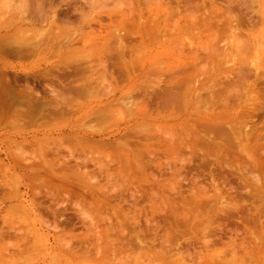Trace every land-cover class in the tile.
<instances>
[{"label":"rangeland","instance_id":"obj_1","mask_svg":"<svg viewBox=\"0 0 264 264\" xmlns=\"http://www.w3.org/2000/svg\"><path fill=\"white\" fill-rule=\"evenodd\" d=\"M12 1H13V3H12ZM35 1H37L38 3L36 4ZM35 1L34 0H26V2H25V0H15V1L14 0H0V28H2V30L0 29L1 30L0 32L3 35H5V34L9 35L10 38L14 41L13 42L10 39L11 42H13L12 44L14 46H17L18 44L22 43L21 47H19L20 45H18V48L21 49V53H22V54L20 53V55H18L19 57L18 56L17 57H11V56L4 55L3 53H1L2 50H0V66H2L3 70H8V71L17 70V71L32 72V73L38 74V73L45 71V70L46 71L53 70L56 67L60 68L63 66L65 68L66 67L68 68V65H69V67L70 66L76 67L77 65H82V64L84 66H86V64H89V65L92 64V66L100 65V63L102 61H104L103 55H101L102 47H103L101 43H98L97 45L91 44V46H89L90 43H88V44L84 43V46H83V45H80V43H83V42H79L77 45H74V47H73V45H71V44H66L67 42L64 43V41H67V40H64L65 38H63V37L67 36L66 38L69 39V36H71V37H72V35L75 36L74 35L75 33L77 36V33L81 34V33H87V32H93L96 35H100L101 37L109 36L107 34L111 33L110 30H109V32L104 31V30L101 31V28L99 27L97 22L91 23V26H92L91 27V26H89L88 21L96 20L100 15L105 16L106 14H117L118 11H120L123 8H126V6L129 5V4H127L128 3L127 0H118V2H116L117 0H100L101 2L99 0H91V1L90 0L89 1L88 0H79V1L78 0H60V1L59 0H48V1L47 0H35ZM42 1H43V3L45 2L44 8L42 7L43 6ZM50 1H51V5L49 3ZM54 1H55V3H54ZM80 1H82L83 4ZM98 1H99V3H97ZM133 1L135 2V3L134 2L133 3L136 4L137 0H133ZM224 1L225 0H213L212 2H214L216 4L219 3L220 7H222L223 10H225L226 7L221 5V4H225ZM231 1H235V3H237V4L238 3L240 4L244 1L243 5H242L243 11L247 12V8H248L250 10V13L249 12H247V13H249L250 16L255 15L257 20H258V24H257L258 26L252 30L253 35L255 36V38H261L264 35V23H263L264 22V0H243V1L242 0H231ZM34 2L37 6L39 4H41L42 6L41 5H39V6H41L43 8V10H42V8H41V10H39V7L36 9L34 7V6H36V5H34ZM47 3H49V4H47ZM150 3H153L152 9H156L157 0L150 1ZM197 3H199V5H198L199 9L203 10L202 0H197ZM85 4H86V6H85ZM246 4H247V6H246ZM77 5H79V6H77ZM102 5H103V7H102ZM31 6L34 7L35 9L32 8ZM51 6L53 8H51ZM75 6L79 7L78 11H75ZM206 6L210 11L212 10V8H210L211 7L210 3H207ZM46 7H47V10L45 9ZM48 7H50V8H48ZM30 9L31 10L34 9V11H31ZM73 9L75 12L73 11ZM213 9H214V12H217L218 8L213 7ZM36 10H38V11H36ZM63 10H65V12H63ZM241 10L239 12L237 10L234 13L244 14V12L242 13ZM47 11L49 13H47ZM27 12H30V14ZM32 12H34V14ZM144 12H147V10L144 9ZM38 13H40L43 17L41 16L42 17L41 18ZM65 13L66 14L68 13V15L69 14L71 15L72 19L70 21L67 17L68 15H66L64 17ZM20 15H22V16L20 17ZM221 15H219V16H221ZM28 16L32 17V19H29ZM37 16L39 18H38V20H36L37 23H35V22H33V19L35 21V19H37ZM80 17H81V20H80ZM23 19L29 20V23H27L28 21L23 22ZM40 19H44V20L42 21ZM259 19H260V23H259ZM39 22H41V23H39ZM104 22H105V24L109 23L108 20H105ZM13 23L15 25H12ZM50 23L52 25L53 24L54 25L52 26ZM55 24H56V26H55ZM49 25H51V28ZM7 26H9V27H7ZM53 28L57 31L59 30L60 32H57V31L55 32V30H53ZM26 29H29V30H26ZM35 29H36V31H35ZM51 30L53 33H51L50 37L54 36L53 34H57V35H55V39H57V40L55 41V43L54 42H47L50 44L49 45V44H46L45 42H43L41 40H44V37H46L45 35H47L49 37V33H50L49 31H51ZM44 31H46L47 33ZM36 32L39 34H37ZM30 33H31V35H30ZM227 33H229V31ZM25 34H26V36H25ZM70 34H72V35H70ZM37 35H40V37ZM226 35L225 36L227 38L224 36L219 43V46H221V48H224L225 45L228 48V46H227V45H229L228 43H231L230 41L234 40V38L231 37L232 36L231 33L229 34V37H228V34H226ZM30 36L32 37L30 39H32L31 41L33 43L28 38ZM12 37H14V38H12ZM15 37H16V40H15ZM33 37H35L37 39L35 40ZM247 37H248V34H247ZM224 38H226L227 40ZM231 38H233V39H231ZM241 38H242V35H241ZM8 39H9V37H8ZM244 39L246 40V35L244 36ZM244 39H243V41H245ZM187 40L189 41V43L193 42V40L189 37H186V39L184 38L185 43H188ZM222 40L224 42H222ZM29 41H30V43H29ZM37 41H38V43H37ZM61 42L64 44V47H65V48H63V51L61 49L63 47L62 46L63 44ZM39 43H41V44L39 45ZM58 43H61L62 45L58 44ZM180 43H181V41L179 43H173L172 45L168 44L167 47H162V41H161V43H156V44L150 46L149 48L146 49V51L141 48L142 51L140 50V52H142V56L144 54L143 58H142V56H139V57L136 56V54L134 57H136L137 61H139V60L141 61V62H138V63H140L139 67L144 66V68L143 69L138 68L140 70L136 69L137 71H135L134 76L137 80L136 84L138 85V86L135 85V88H138V87L140 88L144 83H146V85H148V86H155L159 82H161L162 79H164L163 76L164 75L166 76L165 68L166 69L173 68L171 66L176 67L175 63H177L176 61L178 60L176 50H177V47L179 46ZM194 43L198 44V46L199 45H208V42H204V41L201 43L199 41H196ZM34 44H36V47ZM43 44H44V46H43ZM65 44L68 46H65ZM32 45H34V46H32ZM58 45H60V48ZM222 45H223V47H222ZM25 46H26V48H25ZM42 46H43V48H42ZM70 46H72V48H70ZM185 46L186 45H184V47ZM1 47L3 48L4 46H0V48ZM39 47H41V49ZM54 48L55 49L57 48L58 50L61 49V51H56L57 49L54 50ZM111 48L113 51L114 48L113 47H111ZM182 48H183V46H182ZM23 49L26 50V53L28 54V56ZM28 49L31 51H29ZM44 50L45 51L47 50V51L45 52ZM253 50H254L253 54L250 51L251 55H253L252 56L253 58L250 57V58H252V60L247 59V58H244V59L249 60V62H250V60H251V62L254 60V62L259 63L260 66H262L261 71L264 72V68H263L264 64L262 65V63H264V53L261 52V49H259L260 51L258 49H253ZM23 52H24V54H23ZM33 52L35 54H33ZM30 53H31V56L29 55ZM136 53L138 54L139 51ZM250 53H249V55H246V56H251ZM184 55L188 56L187 52ZM86 57H88V58L86 59ZM227 57H228V55H227ZM254 57H256V58L254 59ZM231 58L232 59H230V57L227 58L228 60L230 59V61H226V62L223 61L226 63L225 65H222V61H221L219 63V65L216 66L213 73L211 71L212 77H213V75L221 74L222 76L218 75V77L220 76V78L221 77L223 78V76L227 75V73L229 74V72L232 71V69L230 70V68H237L240 66V64L237 62L238 61L237 58H235L237 61L235 59L233 60L232 56H231ZM95 59L98 61V63L96 62ZM101 59H102V61H101ZM224 59L226 60V58H224ZM247 60H245V61H247ZM78 61H80V62L83 61V62L80 63ZM94 61L96 63H94ZM229 62H231V63H229ZM233 62H235L236 64ZM78 63H80V64H78ZM227 63H228V66H227ZM89 65H88V67H89ZM230 65L233 67H231ZM225 66H226V68H225ZM223 69H227L229 72H227L225 70L227 72L226 73ZM219 70L220 71L222 70V72L224 71L223 74H222V72L218 73ZM215 71H216V74L214 73ZM62 74L63 73H61V75ZM49 78L50 77H47L45 79L46 83L44 81V83L41 86L38 85L33 90L32 96H36V95H37L36 97H43L44 96V97H47V98L49 97V99H54V100L59 98L58 100H60V103H61V106H59L60 109H62V111L64 110L65 112L68 111L69 115L68 116L67 115L61 116V119L59 118L60 120H57L58 118L57 119L52 118V117L50 118L49 116H47L48 112H45V114H46L45 116H47L48 118L44 117V116H40L39 112H35L33 110V108H31V105H29V104L27 105V103L25 104V102H24L25 98H23V97L21 98L22 95H19V97L21 98V99L19 98L20 103L18 102L16 105L12 106L13 108L9 112L4 109L5 106H1L0 108H2V107L3 108L0 109V143L1 144L3 142L4 143L2 145L0 144V154L2 156L3 161L7 162V159H8L7 154H9V153H7V151H8L7 149H9L8 148L9 145L7 146L6 142L12 141V140H17L18 142H24L26 140L27 141L31 140L32 142H34V144H36L35 147L31 145V147H33L32 149L30 146H29L30 149L29 148L27 149L28 152L31 151L29 153L27 152L28 155L30 154L29 156L27 155L25 157L24 154H26V153H24L22 155V157L23 158L25 157V158L23 159L21 157L23 160L20 162H22L21 164H25V162H28L29 160L31 162L32 159H34L33 157H35V155L37 156V154H35V152H36V149L38 148L37 147L38 144L44 143L46 140L51 141L55 138L57 140H60V139L63 140L65 138V135L69 134V133L65 134L64 132H67L70 130L80 131L81 133H86L88 135L94 134V135H96V137H95L96 141H98L99 139L102 140L101 137L108 138V137L112 136L111 137L112 139L110 141L105 142V143L109 144L108 149L111 148L109 150H106L107 153H104L105 150L103 153H100V154L98 153V151H94L95 153L94 152L93 153L96 156V158H100L101 161H103L104 163H108V165H109L108 169L110 170L111 173H114L117 175L127 176V177H124L126 179H122L119 177L116 180H113L114 184L112 182H110L113 184V185H111V184H109V182L106 179H104L105 176L103 177L99 173L97 175L99 177L96 176V178L87 179V181H85V187H88L87 189H90L92 187H96V189H101V187H102V189L106 192L105 194L111 193V192L108 193V189L111 188L112 186H115L114 188H118L119 186H120L119 188H125L126 187L127 191H126L125 196H124L125 198H120L119 196H117L116 194H118V192L111 193L110 196L104 195V194H102V195L98 194L99 195V196L97 195L98 199L95 202L98 206H100V209H102V210L104 209L103 212H102V210L95 211V208H92V206H90L91 201L88 200L86 202V206H85L86 208H88V209H86L87 215L85 214V216L92 215L91 218H89V220H88V218L86 220L85 216L83 219L81 217H78V216H80L79 213L76 212L75 210H72V208L70 209V207L68 208V205H70V203L66 202V204H65L64 203L65 199H64V201L63 200L61 201L62 203H60V205L62 204L61 206L63 208L59 204H56L57 207L60 206V208H58L60 213L56 212V211H58V210H56L57 207H56V209L53 208L55 210V212L53 211L52 207H55L56 205L54 203L51 204L52 201L51 202L50 201L48 202V200H46L44 202L41 201V203L43 202V204H44V205L40 204L41 206L40 205H34L33 193L28 188L26 182H25L26 185L23 183L24 185L21 186L22 187L21 188L22 194L17 199L13 198V200H11V199L6 200V198H8V197L5 198L3 196L5 198V201H6V203L4 204L5 201L2 200L3 197L1 198V196H0V198H1L0 200H2L1 204H0V216L4 217L6 220H11L12 218L18 220L19 221V222L17 221L19 224L18 228L20 227L19 228L20 230L22 228V231H26L25 234L23 233V236L21 234L22 232L21 233L18 232L19 236L16 235V237L12 238L13 240L11 238H9V239L6 238L8 241L6 239L0 241V248H1L0 249V264H264V224H263L264 223V214H262V213H264V188L259 190L258 199H260V201L255 204V206L258 207V211H259L258 213L260 216L259 217L260 223L258 221H257V223H259L261 225H259V224L256 225V227L259 226V229L255 227L250 232L249 231L244 232L243 228L241 227L242 225L239 226L238 225L239 223H238L237 225L239 226V228L241 227V229H242L241 231L239 229L238 232L240 234L241 233H244V234L240 235L238 232H235L236 230L234 232H232L233 234H231V231H229L230 237H228L229 236L228 228L229 227L231 228L232 224L234 223V220H233L234 218L231 220V222H229V219H226L227 217L225 218V216H227L225 211L223 213L222 211H218L217 209H215L214 208L215 203H213V201H209V200H207L208 204L209 205H210V203H213V204H211L209 206L210 208L208 209V212H205V214L202 212H198L196 210V201L194 198L191 197L193 194L190 193L192 190L191 189L192 184L189 183L188 181H190L191 178L194 179V177H196L200 174L201 175L207 174L209 172V168H210V170L214 169L215 172H216V170H217V172L222 171V170H224V171L227 170V172H228L230 168L227 165H221L220 163H218L216 157H211V158L209 157L207 159L206 155L200 151L196 152V154H194L193 158H192V155L190 154L189 151H184L183 154L177 155L178 157H176L175 154L174 155L168 154L165 151L164 142H163L165 139L163 127H165L167 124L164 123L163 120H164V118H166L169 115V112H166V111L163 112L161 109L159 112H156V110H155L154 112L150 113L149 116L147 115L146 122L149 125V130H151L150 135L154 136L153 141L152 140L151 141L155 145L156 148L154 147V149H151V151H150L151 155H150V153L148 154V152L145 149L140 150L141 149L140 146H139V148L138 147L134 148L133 146L132 147L130 146L131 147V148H129L130 151H135L136 149L140 150V152L138 153L140 155L137 156L136 153H134V154L131 153L130 157L127 158L128 160H127L126 164L124 162V164H123L124 167H123L122 165H120V161L118 159H120V158L122 159L123 156L125 155V153L123 155L121 153H123L124 151H122L120 149L118 151V149H117V146H119V144L122 145L123 142L117 141L114 146H112V142H114L115 140H117L119 138V136L117 137V134H118L117 129H123L126 126H129V125H132L133 123H136V121H139V123L145 121V120L138 118V115H139L138 113L140 111V110H138V107H137V106H139L138 104H137V106L135 104L134 107L132 104L131 105L127 104V103H129L128 102L129 101L128 96L134 94L133 99L137 98L140 94L139 93L140 91L134 93V91L130 89V86L127 83L120 84L121 85L120 88H119V85H118V87L117 86L114 87L112 85L108 86L109 84L107 85V83H104V84H99L101 86L95 85L92 88L88 87V88H85L86 90L83 89L84 90V91L82 90L83 95L81 96V95H79V94H81V92H79V94L76 92H75V94H72V93H74V91H70V90H69L70 92L67 91L68 89L63 88V86H62L63 83L61 84V86L59 85L60 83L57 84L58 82H57L56 78L53 79V77H51V80H49ZM80 81H78L77 83H80ZM260 88H261V90H263L261 92L262 94L259 93L261 100L259 99V100L254 101V99L252 98L253 101H251V102H256L254 104L255 105L258 104V105L251 106L254 108V109L252 108V110H251L250 106H247L250 108V109L248 108L249 109L248 113H250L251 111L253 112V110H255L253 112V113H255V115H252V119H254V120H253V122L251 121L252 119H250V121L249 120L245 121L246 120L245 119L244 121H245V123H249V122L251 123L252 122L253 123V124H251L252 127L253 126L256 127L255 124H257V128L258 129L260 128V129L258 130L256 128V130L259 133L262 130V132L260 133V135H262V136H260L258 134V132L256 131L257 134L255 136H257V137L260 136V138H258V141L256 142V144L253 141L248 143L247 140L244 141V131H243V134L241 135V142L243 144L244 149L238 147L236 150H234L235 153L228 158V161L234 162L233 163L234 166L232 168L234 170L242 169L241 170L242 172L243 171L254 172V168H255L254 164H258L260 167L264 168V139H263V136H264V128H263L264 127V100H262V98H264V84H262L260 86ZM52 90H54V91L51 92ZM58 90H61V91H58ZM34 92H36L37 94ZM55 92H57V95ZM66 92H68V94ZM52 93H54V95H52ZM106 93L107 94L109 93V95H107ZM70 94H72L73 97H74V95H76V97L78 95L79 98H81L82 100L79 99L78 97L77 98L79 99V101L81 100L82 103H81V101L79 102L76 97H74L75 99L73 97H69V98H67L69 100H66V101L63 100V98L66 99V97H68ZM137 94H138V96L136 97L135 95H137ZM103 95L104 96L106 95L108 98H111V99H116V101L113 102L112 104L106 106L105 105L106 102L101 103V100H100L101 98H103V100L107 98L106 96L104 97ZM126 95H128V96H126ZM246 95H248L246 97V99L247 98L249 99L250 94L246 93ZM255 95L256 94H254V96H253V94H251V96H253V97H256ZM59 96H61V98ZM251 96H250V98H251ZM123 99H124V102L121 101ZM66 102L70 103V105H67ZM64 103H65V105H64ZM73 103H75V104L77 103V106H75V104H73ZM136 103H138V101ZM193 107H195V108L198 107V108H196L197 110H195V111H199V110L202 111L205 106L204 107L203 106L202 107L201 106H193ZM242 107H243L242 111L244 112L245 111L244 108L246 109V106H242ZM96 109L98 111L103 110V112L106 116L104 120L96 121V120H98L96 117H94L96 119H93L92 117L86 118V113L88 111L96 110ZM181 112L179 114L177 113L176 119H174V121L170 122L171 125L178 124V122H180L179 121L180 118H181V120L182 119L184 120L185 110H183L182 113ZM256 114H257V116H256ZM80 115H82L81 118H80ZM253 116H256V117L253 118ZM52 119L57 120V121H54ZM255 119H257V120H255ZM242 121H243V119H242ZM44 123L46 124L45 126H44ZM50 123H52V124H50ZM245 123H244V125H245ZM250 123H249V125H250ZM261 124H262V127H261ZM11 125H13V126H11ZM243 128H242V130H243ZM178 130H179V132H178ZM248 130H249V128H248ZM180 132H181V129L178 127L177 133H180ZM109 134H111V135H109ZM51 135H53L52 138H51ZM61 136H63V137H61ZM59 137H61V138H59ZM69 137H71V136H69ZM96 138H98V139H96ZM156 138H159V139L162 138V139L157 141ZM33 139H37V140L33 141ZM72 145L69 144L68 149H69V147L72 146L76 149V151L73 149H69V152H71V150L75 151V152H73V154L76 157H81V159H82V160L81 159H78V160H81L82 163L85 161L84 159H86L88 162H90L92 160V158L90 156H88L89 155L88 150H87L88 153L84 152L83 151L84 148L82 146H80L78 143H77L78 146H76L75 143ZM66 151L67 150H64V152H62V151H60V152L63 155H65L66 157L70 156V153H69V155H67L68 152L66 153ZM152 154H154L153 157H152ZM184 154H185V156H184ZM79 155H81V156H79ZM156 155L157 156L159 155L160 157L159 156L157 157ZM235 156L237 157L238 160L242 161L244 163V165H242V166L238 165L240 163L236 161ZM28 157L30 159H28ZM151 158H154V160ZM68 159H71V157ZM190 159H193L194 161L192 160L193 161L192 162ZM73 160H76V159L75 158L71 159L70 160L71 162L69 161V164L72 165V163H74V165H72V166L77 165L76 161L74 162ZM122 160H121V162H123ZM182 160H183V162H182ZM81 161L79 163H81ZM150 161H152V163H149ZM190 161H191V163H190ZM207 161L210 163V165L213 166V168H211V166L208 165ZM88 162H87L88 165H86V167H83V168H85L86 171H89V173L90 172H95V174L98 173L97 172V170L99 169V168H97L98 166L93 165L94 163L92 161L90 163H88ZM159 162H160V165H158ZM113 163H114L113 166H116L117 163H119L118 167L122 166L124 169H122V168L118 169L117 166L113 167L112 166ZM149 164H151V165H149ZM220 166L224 169L220 168V170H219ZM246 166H247L248 170L247 169L245 170ZM111 167H113L114 169ZM207 167H209V168H207ZM260 167L256 168L257 170L255 169L256 172L259 174L258 177H261L263 174L262 171H260ZM206 168L208 169V171ZM113 170L116 172H114ZM191 170H193V172L194 171L195 172L191 173L192 172ZM196 170H198V173H196L197 172ZM205 170H206V172L203 173V171H205ZM80 171L84 172V170L83 171L80 170ZM19 173L23 174L24 172L20 171ZM65 173H67V171ZM153 174L154 175L156 174L158 176L155 175L156 176L155 177ZM7 175H8V179L10 181V178H11L10 174H4V175L2 174V176H7ZM188 176H190V177H188ZM184 177H186V179ZM207 177L208 176H206V178ZM72 179H74L75 183H73V184L70 183L69 185L76 186L77 185L76 178L72 177ZM187 179H188V181H186ZM88 180H91V181L94 180V182H93L94 184L89 183L91 181H88ZM97 180H99V182ZM102 180H103V182H102ZM120 180H123L121 182V184L119 183ZM86 182H88V184ZM205 182L207 183V181H205ZM234 183L237 184L235 181H234ZM203 184H200V185H203ZM98 185H100V186H98ZM109 185H111V186H109ZM159 185H161L162 187L165 185L167 187L165 192L163 189L160 190ZM204 185H206V184H204ZM248 187L252 191V188L250 187V185ZM172 188L176 189V193H175V190H173ZM131 191L136 192L135 193L136 196L133 195V198L138 197V194H140V192H141V196L139 195L140 198L138 197L139 199H135V200L132 199L130 197V195L132 194V193L130 194ZM182 191L185 192L186 194L189 193L190 195L187 194L189 198H186L187 195L184 196L183 194H185V193H182ZM162 192L165 193V196H168V197L170 196V198H172L171 196L175 197V196H177V194H179V195L177 196L178 198L177 197L172 198L173 201L172 202L170 201L171 204L165 205L164 202H162ZM210 192L211 193H209V194L213 193L212 191H210ZM248 192H249V190H248ZM143 193L147 194V197L146 196L144 197ZM112 194H113V196H112ZM180 194H181V196H180ZM249 194H250V192H249ZM127 196H128V198L126 199ZM159 196H161L160 200H159ZM246 196L248 197V195H246ZM182 197L185 200H183ZM105 199H107V200H105ZM177 200H178V202H177ZM158 201H160V202H158ZM45 202L47 204H45ZM134 202L136 203V205L139 206L138 208H140V209H138V210L140 212H142L141 217L140 216L137 217V221L140 224L136 221V225L133 222L131 223L128 219H124L121 217V215L122 216L124 215L123 212L124 213L126 212L125 209H127V212L125 214H128V213L131 214L132 213L133 207H131V206H133ZM121 203H122V205H121ZM157 203H158V205H157ZM239 203L242 207L251 206V201H248V200H241V201H239ZM36 204H37V202H36ZM222 204H224V203L222 202ZM1 205H3V206H1ZM84 205H85V202H84ZM88 205H89V207H87ZM27 206H30V209H31V207L36 208L35 215L33 213L30 216L26 215L28 213V211H30L29 209L26 208ZM151 206H153V207H151ZM160 206H162V209ZM175 206H178L177 211L179 212L180 216L177 218V221L174 224V218L169 214L171 213L172 207H175ZM9 207H12V208H9ZM41 207H43V208H41ZM64 208H66V209H64ZM123 208H124V210H123ZM129 208H131V209L129 210ZM206 208L207 207H205V209ZM43 209H46V210L41 214L40 211H43ZM60 209L62 210V212ZM14 210H15V212H13ZM252 210L254 211V209H252ZM46 211H48V214L50 213V216H48V218L46 217V215H48V214H46ZM75 212H76V214H75ZM89 212L91 214H88ZM54 213L56 214V216L54 215ZM104 213L107 216L103 215ZM115 213L117 215H119V213H120V217L122 220L121 223L124 225L122 230H125V233H123L122 230H120V228L118 227L119 222L121 220H118V216L115 217L116 216ZM221 213L225 214V216L222 215ZM253 213L255 215V211ZM102 215H103V217H102ZM108 215H109V217H108ZM261 216H262V219H261ZM7 217H8V219H7ZM57 217H58V219H57ZM110 217L112 218V221L109 220L111 222L108 221V218L111 219ZM36 219L38 222H36ZM53 219L54 220L57 219L59 221V224H57L59 228L57 227V225L55 226V222ZM80 219H82V221H80ZM147 219L152 221L153 223L149 224L147 222L148 221ZM166 219H169L170 221H172V224L175 227V228L173 227L171 229L172 231L170 232V235L165 234V233H167L164 230V228L166 226L165 224L167 223ZM178 219H179V221H178ZM225 219L228 221H226ZM45 220L46 221L48 220L49 222L48 221L46 222ZM52 220H53V222H52ZM94 220H96V221H94ZM1 221L2 220L0 219V223L2 225L3 222H1ZM58 221H57V223H58ZM72 221H73V223H72ZM88 221H90L89 225H88V223H89ZM44 222L47 224H45ZM92 222H95L92 224L93 228H94V232H93L92 226L90 227ZM48 223H49V225H48ZM64 223H66V224H64ZM229 223H232V224H229ZM63 224H64V226H63ZM132 225L136 226L137 231L139 230L137 233H144L145 232L144 233V235L146 237L145 240L147 238L148 239H147V241H145L146 243L144 245H141V244H138V243H135L134 241H132L131 237L133 236V233H134V232H132L133 230L131 229L133 227ZM54 227H57V228H54ZM223 227H225V228H223ZM176 228L178 229L177 230L178 232H175ZM232 228H233V226H232ZM107 229L111 230L112 232H115V234L113 233V235H112L111 234L112 232L110 233V231H108ZM225 229H227V232ZM233 229H235V228H233ZM255 229L257 231H254ZM259 230L262 231L261 236L259 235L260 234ZM173 231L175 234L173 233ZM210 231H212L213 234ZM224 231H225V233H224ZM131 232H132V234H131ZM209 232L212 234V236ZM102 233L106 234L108 236V238L104 239V235ZM207 233H209V236L206 235ZM255 233H256V236H255ZM146 234H148V235H146ZM257 234L259 235L260 239L258 238ZM130 235H132V236H130ZM134 235H135V233H134ZM205 235H206V238H205ZM110 236H112L111 239H110ZM164 236H166V237H164ZM70 238H72V239H70ZM100 238H102V239H100ZM164 238H170V241L167 240L168 241L167 242L166 239H164ZM174 238H178V239H176V240H178L177 243H176ZM96 239H98V241ZM207 239H209V240L206 241ZM243 239H244V241H243ZM257 239L260 240L259 241L260 243L257 242L258 241ZM162 240L164 242H167V244L166 243L163 244ZM78 241L81 243H79ZM91 241H92V243H91ZM173 241L175 242V244H173ZM221 241H223V242H221ZM247 241H248V243H247ZM78 243H79V245H78ZM168 243H170V244H168ZM249 243H251L253 245H251ZM10 244L12 247L10 246ZM176 244H178V245H176ZM207 244H208V246L206 247ZM241 246H242V248H241ZM78 247H79V249H78ZM98 247H100L101 249ZM233 247L237 248V249H235L237 252L233 251ZM29 248H30V250H29ZM95 249H97V250H95ZM15 251L17 252V254ZM178 251H180V254ZM18 253H20V255H18ZM183 254H184V256H183ZM4 255L7 257H5ZM176 255H178V256H176ZM13 257H14V259H13ZM188 257H190V258H188ZM185 258H187V259L184 260ZM10 259L12 260V262ZM8 261H10V262H8Z\"/></svg>","mask_w":264,"mask_h":264},{"label":"bare ground","instance_id":"obj_2","mask_svg":"<svg viewBox=\"0 0 264 264\" xmlns=\"http://www.w3.org/2000/svg\"><path fill=\"white\" fill-rule=\"evenodd\" d=\"M99 1L97 3H99ZM127 1H128L127 4H129V5L126 6V8H123L120 11H118L117 14H106L105 16L100 15L96 20L88 21L89 26H91V23L97 22V24L101 28V31L104 30V31L109 32V30H110L111 33L107 34L109 36L101 37L100 35H96L93 32H87V33H81V34L77 33V36H76V33L74 32L75 36H73L72 35L73 33H72V34H70V35H72V37L69 36V39L66 38L67 36L63 37V38H65L64 40H67V41H64V43L67 42L66 44H71V45H73V47H74V45H77L79 42H83V43H80V45H83V46H84V43L85 44L90 43L89 46H91V44L97 45L98 43H101L103 46L101 55H103L104 61H102V59H101L102 62L100 63V65L92 66V64H90V65L86 64L87 67L84 66L83 64L77 65L76 67L75 66L69 67V65H68V68L67 67L65 68L63 66H62L63 68L62 67H60V68L56 67L53 70H48V71L45 70V71H42L38 74L32 73V72L17 71V70H10V71L3 70L2 66H0V107L5 106L4 109L9 112L13 108L12 106L16 105L18 102L20 103L19 100L23 97V98H25V100H24L25 104L27 103V105L28 104L31 105V108H33V110L35 112H39L40 116H44V117L49 116L50 118L51 117L56 118V119L58 118L57 120H60L61 116H63V115L68 116L69 112L68 111L65 112L64 110L62 111V109H60L59 106H61V103H60V100H58L59 98L54 100V99H49V97L47 98L44 96L43 97H36L37 96L36 92H34V93H36L35 94L36 96H32L33 90L38 85L41 86L44 83V81L46 83L45 79L47 77H50L49 80H51V77H53V79L56 78V80L58 82L57 84L60 83L59 85L61 86V84L63 83L62 86H63V88L68 89L67 91H69V90L74 91V93H72V94H75V92L79 94V92H81V94H79L81 96L83 95V93H82L83 89L88 88V87L92 88L95 85L98 86L99 84L107 83V85L109 84L108 86L112 85L114 87L115 86L118 87V85H119V88H120L121 87L120 84L127 83L130 86V89L134 91V93L140 91L139 96H138V94L135 95L136 97L137 96L138 97L134 98V99H133L134 94L130 95V96L126 95L129 98L128 99L129 103H127V104H130V105L132 104L133 107L135 106V104H136V106L138 104L139 106H137V107H138V110H140L138 113L139 114L138 118L145 120V121H143L141 123H139V121H136V123H133L132 125L126 126L123 129H117V132H118L117 137L119 136V138L117 140H115L114 142H112V146H114L117 141L123 142L122 145L119 144V146H117L118 151H119V149L124 151L121 154L124 155V153H125V155L122 158L123 160L121 158L118 159L120 161V165H122L124 167L123 164H124V162L126 164V162L128 160L127 158L130 157L131 153H133V154L136 153L138 156V155H140V154H138L140 152V150H143V149H145L148 152V154L150 153V155H151L150 151H151V149H154V147H155V145L152 143L154 136L150 135L151 130H149V125L146 122V120H147L146 117H147V115L149 116V114L154 112L155 110H156V112H159L162 109L163 112L164 111L169 112V115L166 118H164V120H163L164 123H166L167 125L165 127H163L165 139H164V141L162 140L164 142L165 151L168 154H170V155L175 154L176 157H178L177 155L183 154L184 151H189L190 154L192 155V158H193L194 154H196V152L200 151L206 155L207 159L209 157L210 158L216 157L218 163H220L221 165H227L230 168L228 172H227V170L226 171H224V170L219 171L220 168L224 169L220 166L219 170H218L219 172H217V170L215 172L214 169L210 170V168L207 167V168H209V172L207 174H204V175L200 174L196 177L193 176L194 179L191 178L190 181H188V179L186 180L192 184L191 192L189 190L188 191L193 194L191 197L194 198L196 201V210L198 212H202L205 214V212H208V209L210 208L209 206L211 204L215 203L214 208L217 209L218 211H222L223 213L225 211L227 216H225V214H222V213L221 214L224 215L225 218L227 217L226 219H229V222H231V220L234 218L233 219L234 223L233 224L229 223V224H232L233 228H235V229H233L232 226L230 225L231 228L230 227L228 228V234H229V236L227 235L228 237H230L229 231H231V234H233L232 232H234L235 230H236L235 232H238L239 229L241 231L242 230L241 227L243 228L244 232L245 231H249V232L252 231V229L255 228L256 225H258L260 223V221H259L260 216L258 213L259 212L258 207H256L255 204L260 201V199H258L259 190L264 188V168L260 167L258 164H254V167H255L254 172L255 173L252 171L251 172H245V171L242 172L241 171L242 169L234 170V169H232L234 166V164H233L234 162L228 161V158L235 153L234 150H236L238 147L243 148V144L241 142V135L243 134V131H244V141L247 140L248 143L253 141L256 144V142L258 141V138H260V136H262V135H260L262 130L260 133L256 130L257 124H255L256 127H254V126L252 127V125H251V124H253L252 122L254 119H252V115H255V113H253L255 110H253V112L251 111L250 113H248L249 109L251 108V110H252V108H253L251 106L258 105V104H256V105L254 104L256 102H251V101H253L252 98L254 99V101L260 99L259 93H261L263 91V90H261L260 86L262 84H264V72L261 71L262 66H260L259 63L254 62V60L251 62V60L253 58L252 57L253 55H251V53L253 54V51H254L253 49H258V50L261 49V52L264 53V35L263 36L261 35L262 36V37L260 36L261 38H255V36L253 35V32H252V30L258 26L257 25L258 20H257L256 16L255 15L250 16V14H249L250 10L247 7H246L247 12H249V13L243 11V6H242L243 2H244L243 0H242L243 2L240 4L235 3V1L225 0L224 1L225 4H221L222 6L226 7L225 10H223V8L220 7L219 3L216 4V3H214L215 1L212 2L213 0H202L203 10L199 9V6H198L199 3H197V0H157L156 9H152L153 3H150V1H153V0H137L136 4H134L135 2L133 0H127ZM25 2H26V0H25ZM35 2H36V4L38 3L37 1H35ZM35 2H34V5H36ZM80 2L82 3V1H80ZM116 2H118V0ZM12 3H13V1H12ZM44 3L42 1L43 6L41 4H39V5H41L44 8ZM49 3L51 5V1ZM49 3H47V4H49ZM54 3H55V1H54ZM207 3L211 4V7H210V8H212L211 11L207 8V6H206ZM39 5L38 6L36 5L37 7L36 6H34V7L36 9L39 7V10H41L42 7ZM103 5H102V7H103ZM77 6H79V5H77ZM77 6H75V11H78V9H79V7H77ZM85 6H86V4H85ZM246 6H247V4H246ZM34 7H32V8H34ZM213 7L218 8L217 12H214ZM43 8H42V10H43ZM48 8H50V7H48ZM51 8H53V7L51 6ZM34 9H32V10L30 9V10L34 11ZM45 9L47 10V7ZM144 9H146L147 12H144ZM237 10H238V12L241 10L242 13L244 12V14L234 13ZM36 11H38V10H36ZM73 11H74V9H73ZM63 12H65V10H63ZM27 13L30 14V12H27ZM32 13L34 14V12H32ZM40 13H38V14L41 17L42 15ZM47 13H49V12L47 11ZM66 15H68V13L67 14L65 13L64 17ZM219 15H221V16H219ZM21 16L22 15H20V17ZM67 17H68L69 21L72 19L70 14ZM38 18L39 17L37 16V19H35V21L33 19V22L37 23L36 20H38ZM24 19H23V22L28 21L27 23H29V20H27V19L24 20ZM29 19H32V17H29ZM40 20L43 21L44 19H40ZM80 20H81V17H80ZM105 20H108L109 23L105 24V22H104ZM39 23H41V22H39ZM259 23H260V19H259ZM12 25H15V24L13 23ZM51 25H49L50 28H51ZM55 26H56V24H55ZM7 27H9V26H7ZM0 29L2 30V28H0ZM26 30H29V29H26ZM53 30H55V29L53 28ZM35 31H36V29H35ZM56 31L57 30H55V32ZM228 31H229V33H227ZM44 32H46V31H44ZM49 32H50L49 37L47 35H45L46 37H44V40H41V39L40 40L45 42L46 44H49L47 42H54L55 43V41L57 40V39H55V35H57V34H53L54 36L50 37L51 33H53V32H52V30ZM57 32H60V31L58 30ZM230 33L232 34V36L231 35L230 36L233 37L235 41L229 40L231 43H228L229 44V45H227L228 48L226 47V45H225L226 48L225 47L221 48V46H219L221 39L226 34H228V37H229ZM37 34H39V33H37ZM247 34H248V37H247ZM30 35H31V33H30ZM40 35H37V36L40 37ZM241 35H242L243 39H244V36L246 35V40L244 39L245 41H243V39L241 38ZM7 36L9 37V39ZM25 36H26V34H25ZM186 37L191 38L193 40V42L189 43V41L187 40L188 43H185L184 38L186 39ZM12 38H14V37H12ZM28 38L30 39L32 37L30 36ZM33 38L35 40L37 39L35 37H33ZM226 38H224V39H226ZM233 38H231V39H233ZM10 39L11 38L9 35H7V34L3 35L0 32V46H4L3 48L2 47L0 48V50H2L1 53H3L4 55H7V56H11V57H17L21 53V49L18 48V45H20L19 47H21L22 43L18 44L17 46H14L12 44L14 41L11 39L13 41V42H11ZM15 40H16V37H15ZM31 40L32 39H30V41ZM30 41H29V43H30ZM38 41H37V43H38ZM161 41H162V47H167L168 44L172 45L173 43H179L181 41V43L179 44V46L177 47V50H176L177 59H178L176 61L177 63H175L176 67L171 66L173 68H169V69L165 68L166 76L162 75L164 79H162V81L159 82L157 85L148 86V85H146V83H144L140 88L139 87L135 88V85H137L136 84L137 80L134 76L135 71H137L136 69H138V68H142V69L144 68V66L139 67L140 63H138V62H141V61L136 60V57H134L135 54L138 57L142 56V52H140V50L142 51V49H144L146 51L147 48H149L150 46H152L156 43H161ZM196 41H199L200 43L203 41L208 42V45H199L198 46V44L194 43ZM222 42H224V41L222 40ZM61 43H58V44H61ZM40 44L41 43H39V45ZM66 44H65V46H68ZM34 45L36 47V44H34ZM34 45H32V46H34ZM184 45H186V46L184 47ZM43 46H44V44H43ZM43 46H42V48H43ZM58 46L60 48V45H58ZM62 46L63 47L61 49L63 51V48H65L64 44ZM182 46H183V48H182ZM111 47H113L115 50L113 49V51H112ZM222 47H223V45H222ZM25 48H26V46H25ZM39 48L41 49V47H39ZM70 48H72V46H70ZM56 49L54 48V50H56ZM61 49L60 50L57 49L56 51H61ZM31 50H29V51H31ZM24 51L26 53V50H24ZM138 51H139V53L137 54L136 52H138ZM250 51H251V53H250ZM186 52H187L188 56L184 55ZM248 52L250 53L251 56H246V55H249ZM23 54H24V52H23ZM33 54H35V53L33 52ZM29 55L31 56V53ZM227 55H228V57H227ZM27 56H28V54H27ZM143 56H144V54H143ZM143 56H142V58H143ZM231 56L233 57V60L235 58H237L238 61L236 59L235 60L240 64V66L237 68H230V70L232 69V71H230V72L227 69H223L224 71L226 70L227 72H229V74H228L225 71L227 73V75L223 76V78L222 77L220 78V76H222V75L216 74V71L214 72L216 75H213V77H212L211 74L215 70L216 66H218L221 61H222V65H225L226 61H230V59H232ZM229 57H230V59L228 60L227 58H229ZM250 57H252V58H250ZM87 58L88 57H86V59ZM224 58H226V60ZM244 58L251 59V60L249 62V60L244 59ZM255 58L256 57H254V59ZM245 60H247L248 62ZM223 61H225V62H223ZM78 62H80V61H78ZM82 62H80V63H82ZM96 62L98 63L97 60H96ZM96 62L94 61V63H96ZM80 63H78V64H80ZM229 63H231V62H229ZM233 63H235V62H233ZM263 64L264 63H262V65ZM88 65H89V67H88ZM227 66H228V63H227ZM231 67H233V66H231ZM225 68H226V66H225ZM138 70H140V69H138ZM211 71H212V73H211ZM220 72H222V70L221 71L219 70L218 73H220ZM223 72H222V74H223ZM61 73H63V74L61 75ZM218 75H220V76L218 77ZM78 81H80V83H77ZM99 86H101V85H99ZM53 91L54 90H52L51 92H53ZM58 91H61V90H58ZM55 93L57 95V92H55ZM66 93L68 94V92H66ZM246 93L250 94L249 99L248 98L246 99V97L248 96V95H246ZM72 94H70L68 97H66V99L63 98V100H65V101L69 100L67 98L73 97ZM251 94H253V96H254V94H256L255 95L256 97L251 96ZM19 95H22L21 98L19 97ZM52 95H54V93H52ZM107 95H109V93ZM250 96H251V98H250ZM59 97L61 98V96H59ZM74 97H76V95H74ZM77 97L79 98L78 95H77ZM78 98H77V100L79 101V99H81V98H79V99ZM100 100H101V103L106 102L105 103L106 106L110 105L116 101V99H111L108 97L104 100H103V98H101ZM262 100H264V98H262ZM121 101L124 102V99ZM137 101H138V103H136ZM66 103H67V105H70V103H68V102H66ZM81 103H82V101H81ZM73 104H75V103H73ZM64 105H65V103H64ZM75 106H77V103L75 104ZM193 106H201V107L205 106V107L203 108V110L201 109L202 111H200V110L195 111V110H197L196 108H198V107L195 108ZM242 106H246V109L244 108V110H245L244 112L246 114L242 111V108H243ZM247 106H250V108ZM2 108H0V109H2ZM183 110H185L184 120L183 119L181 120V118H180V120H179L180 122H178V124L171 125L170 122H172V121H174V119H176L177 113L179 114L181 111L183 112ZM45 112H48L47 116H45L46 115ZM81 116L82 115H80V118H81ZM256 116H257V114H256ZM256 116H253V118H255ZM88 117H92L93 119L97 118L98 120H96V121H102L105 119L106 116H105L103 110L98 111L96 109V110L88 111L86 113V118H88ZM94 117H96V118H94ZM242 119H243V121H242ZM250 119H252L251 120L252 122L251 123L249 122L251 126L249 125V123H245V121H248V120L250 121ZM52 120H54V119H52ZM57 120H54V121H57ZM255 120H257V119H255ZM244 123H245V125H244ZM50 124H52V123H50ZM45 125L46 124L44 123V126ZM11 126H13V125H11ZM178 127L181 129L180 133H177ZM261 127H262V124H261ZM242 128H243V130H242ZM248 128H249V130H248ZM256 131L258 132V134L260 136H258V137L255 136L257 134ZM178 132H179V130H178ZM64 133L65 134L69 133V134L65 135V138L63 140L62 139L57 140L55 138L51 141H49V140L45 141L44 140L45 141L44 143L38 144L37 145L38 148L37 149L35 148L36 149L35 154H37V156L35 155V157H33L34 159H32L31 162L29 160L28 161L29 163L25 162V164H21L22 162H20V161H22L28 155V153L31 152V151H29V152L27 151L29 146L31 147V145H32L35 147L36 144H34V142H32L31 140L30 141L26 140L24 142H18L17 140H12V141L6 142V145L7 146L9 145L8 146L9 149H7L8 150L7 153H9V154H7L4 151L8 157V159L6 158L7 162L3 161L2 156L0 154V196H1V198L4 196L5 198L8 197V198H6V200H9V199L13 200V198L17 199L22 194V190H21L22 187L21 186L24 184L26 185V183H27L28 188L33 193L34 205L43 204V202L46 200H48V202L52 201L51 204L54 203L55 205L56 204L60 205V203H62L61 201L62 200L64 201V199H65V201H64L65 204H66V202L70 203V205H68V208L70 207V209L72 208V210H75L76 212H78L80 215L78 217H81L82 219L84 218V216L86 214V209H88L85 207L86 202L88 200L91 201L90 206H92V208H95V211L102 210V209H100V206H98L95 202L98 199L97 198L98 194H100V195L104 194V195L110 196L111 193L118 192V194H116L117 196H119L120 198H125L124 196H125V193L127 191L126 187L125 188H119L120 187L119 186L118 188H114L115 186H112L111 188L108 189V193L111 192L110 194H105L106 192L102 189V187H101V189H96V187H92L90 189H87L88 187H85V181H87V179L96 178V176L99 173L103 177L105 176L104 179H106L109 182V184H111V185L114 184L113 180H116L119 177L122 179H126L124 177H127V176L117 175V174L111 173L110 170L108 169L109 168L108 163H104L103 161H101L100 158H96V156L94 155V153H95L94 151H98V153L100 154V153H103L104 150H105L104 153H107L106 150L111 149V148L108 149L109 144L105 143V142L110 141L112 139L111 138L112 136L108 137V138L101 137L102 140L99 139L98 141H96L95 140L96 135H94V134L88 135L86 133H81L80 131H76V130H70V131H67ZM109 135H111V134H109ZM69 136H71V137H69ZM52 137H53V135H51V138ZM61 137H63V136H61ZM61 137H59V138H61ZM96 139H98V138H96ZM156 139L158 141V140H161L162 138L161 139L156 138ZM263 139H264V136H263ZM36 140L37 139H33V141H36ZM74 143L76 146H78L77 143L80 146H82L84 148L83 149L84 152H86V153L89 152L88 156H90L92 158L91 161L94 163L93 165L98 166L97 168H99L97 170L98 173H96V174H95V172L89 173V171H86L85 168H83V167H86V165H88L87 164L88 161L86 159H84L86 162L84 161L83 162L84 164H83L81 161L82 160L81 157H76L73 154V152L76 151V149L74 147H72L73 146L72 144H74ZM69 144L72 145L71 146L72 148L69 147V149H73L75 151L71 150V152H69V149H68ZM130 146L131 147L133 146L134 148H137V147L139 148V146H140L141 149L140 150L136 149L135 151H130V149H129V148H131ZM32 148L33 147H31V149ZM64 150H67L66 151V153L68 152L67 155H69V153H70V156H67L68 158L71 157V159H73V158L76 159L73 161L74 162L76 161L77 165L72 166V165H74V163H72V165L69 164V161L71 159H68L65 155H63L60 152V151L64 152ZM87 150H88V152H87ZM24 153H26V154H24ZM23 154L25 156L24 158L22 157ZM185 154H184V156H185ZM153 155L154 154H152V157H153ZM79 156H81V155H79ZM154 158H151V159L154 160ZM235 158H236V161L240 163L238 165H240V166L244 165V163L242 161L238 160L236 156H235ZM28 159H30V158L28 157ZM78 159H81V160H78ZM121 160L123 162H121ZM183 160H182V162H183ZM190 160L192 161L193 159H190ZM80 161H81V163H79ZM191 161H190V163H191ZM90 162H88V163H90ZM149 163H152V161H150ZM207 163L209 166H211V168H213V166L210 165V163L208 161H207ZM118 164L119 163H117V165H116L117 167H118ZM113 165H114V163L112 164V166ZM149 165H151V164H149ZM158 165H160V162ZM116 166H113V167H116ZM122 166H119L118 169H120V168L124 169ZM113 167H111V168H113ZM258 167H260V171H262V173H263L261 177H258L259 174L256 172V170H257L256 168H258ZM246 169L248 170L247 166L245 167V170ZM80 170H82V171L84 170V172H81ZM20 171H23L24 173L21 174V173H19ZM64 171L65 172L67 171V173H65ZM191 171H192L191 173L195 172V171L193 172V170H191ZM196 171H197L196 173H198V170H196ZM207 171H208V169H207ZM114 172H116V171H114ZM205 172H206V170L203 171V173H205ZM2 174L3 175L4 174H10L11 175L10 181L8 179V175L2 176ZM156 176H158V175H156ZM206 176H208V177L206 178ZM72 177L76 178V182H77L76 186L69 185L70 183L71 184L75 183V181H74V179H72ZM97 177H99V176H97ZM188 177H190V176H188ZM184 178L186 179V177H184ZM203 179L205 181H207V183ZM88 181H91V180H88ZM97 181L99 182V180H97ZM122 181L123 180H120L119 183L121 184ZM234 181L237 184H235ZM93 182H94V180L89 182V183L94 184ZM102 182H103V180H102ZM110 182H112L113 184ZM86 183L88 184V182H86ZM203 183L206 185H204ZM200 184H203V185H200ZM111 185H109V186H111ZM249 185L252 188V191L248 187ZM98 186H100V185H98ZM159 186H160V190L163 189L164 192L167 189V187L165 185L163 187L161 185H159ZM172 189L175 190V193H176V189L175 188H172ZM248 190H249L250 194H249ZM210 191H212L213 193L209 194V193H211ZM164 192H162V202H164L165 205L171 204V202L173 201L172 198L174 196H171L172 198H170V196L169 197L165 196ZM135 193H136L135 191L134 192L131 191L130 197L134 200L139 199L141 196V192H140V194H138L139 198L138 197L133 198V195H135ZM182 193H185V192L182 191ZM187 194H189V193H187ZM187 194L185 193L183 195L186 196ZM178 195L179 194H177V196ZM246 195H248V197ZM112 196H113V194H112ZM145 196L147 197V194H144V197ZM177 196H175V197H177ZM180 196H181V194H180ZM160 197L161 196H159V200L161 199ZM3 198H2V200L5 201V198L4 199ZM127 198H128V196L126 197V199ZM186 198H189L188 195L186 196ZM182 199H183V197H182ZM2 200H0V204H1ZM105 200H107V199H105ZM183 200H185V199H183ZM207 200L213 201V203H210V205H209ZM241 200L251 201V206L242 207L239 203V201H241ZM41 201H43V202L41 203ZM36 202H37V204H36ZM84 202H85V205H84ZM158 202H160V201H158ZM177 202H178V200H177ZM222 202L224 204H222ZM5 203H6V201L4 202V204ZM45 204H47V203L45 202ZM121 205H122V203H121ZM157 205H158V203H157ZM1 206H3V205H1ZM60 206L57 207V205H56L55 207H52V209L53 208L56 209V207H57L56 210L59 211L58 208H60ZM87 207H89V205ZM131 207H133L132 213L131 214H129V213L125 214L127 212V209H125L126 212L125 213L123 212L124 215L123 216L121 215V217L124 219H128L131 223L133 222L136 225L137 217H139V216L141 217L142 212H140L138 210L140 208H138L139 206L136 205L135 202H134L133 206H131ZM151 207H153V206H151ZM160 207L162 209V206H160ZM205 207H207V208L205 209ZM9 208H12V207H9ZM26 208L30 210V211H28V213L26 215L30 216V215H32V213L35 215V213H36L35 207H33V208L31 207V209H30V206H27ZM41 208H43V207H41ZM66 208H64V209H66ZM124 208H123V210H124ZM177 208H178V206L172 207L171 213L169 214L174 218V224L176 223L177 218L180 216L179 212L177 211ZM54 209H53V211L55 212ZM130 209L131 208H129V210ZM252 209H254L255 215H254V213H253L254 211ZM45 210L46 209H43V211H40V213L42 214ZM103 210H102V212H103ZM58 211H56V212L60 213V211L59 212ZM13 212H15V210ZM61 212H62V210H61ZM76 212H75V214H76ZM46 214H48V211H46ZM88 214H91V213L89 212ZM262 214H264V213H262ZM54 215L56 216L55 213H54ZM103 215H106V214L104 213ZM103 215H102V217H103ZM115 215H116L115 217L118 216V220H121L120 213H119V215H117L115 213ZM48 216H50V213L48 215H46L47 218H48ZM88 216H85L86 220H87V218L89 220V218H91L92 215H88ZM262 216H261V219H262ZM58 217H57V219H58ZM108 217H109V215H108ZM0 219L2 220L1 222H3L2 225L0 223V241L5 240L6 238L12 239L13 237H16V235L19 236L18 232L19 233L22 232L21 233L22 236H23V233L24 234L26 233V231H22V228H21V230L19 229L20 227L18 228V226H19L18 220L13 219V218L11 220H6L2 216H0ZM7 219H8V217H7ZM57 219H55V220L53 219L55 222V226L57 224H59V221ZM82 219H80V221H82ZM53 220H52V222H53ZM109 220L112 221V218L111 219L108 218V221ZM57 221H58V223H57ZM94 221H96V220H94ZM111 221H109V222H111ZM166 221H167V223L165 224L166 226H165L164 230L167 233H165V234L170 235V232L172 231L171 229L174 226L172 224V221H170L169 219H166ZM178 221H179V219H178ZM226 221H228V220H226ZM257 221L259 223H257ZM36 222H38L37 219H36ZM88 222H89L88 223V225H89L90 221H88ZM121 222H122V220L119 222V226H118L120 228V230H122L123 226H124ZM147 222L149 224L153 223L150 220H148ZM72 223H73V221H72ZM93 223H95V222H92L90 225V227L92 226V228H93V225H92ZM45 224H47V223H45ZM64 224H66V223H64ZM64 224H63V226H64ZM237 224L239 226H241V225L242 226L239 228V226ZM48 225H49V223H48ZM135 225L134 226L132 225L133 227L131 228L133 230L132 232L135 233V235L133 233V236L130 235V236H132L131 237L132 241H134L135 243L144 245L146 243L145 241H147L148 238L145 240V238H146L144 235L145 232L144 233H137L139 230L137 231ZM259 225H261V224H259ZM57 227H58V225H57ZM57 227H54V228H57ZM223 228H225V227H223ZM256 228L259 229V226ZM177 230L178 229L176 228L175 232H178ZM225 230L227 232V229H225ZM108 231H110V233L112 232L111 230H108ZM254 231H257V230L255 229ZM93 232H94V228H93ZM122 232L125 233V230H122ZM132 232H131V234H132ZM210 232L212 233V231H210ZM261 232L262 231H260V234H259L260 236H261ZM113 233L115 234V232H112L111 234L113 235ZM173 233H174V231H173ZM209 233H207L206 235L209 236ZM224 233H225V231H224ZM212 234H211V236H212ZM241 234L243 235L244 233H241ZM103 235H104V239L108 238V236L106 234H103ZM146 235H148V234H146ZM206 235H205V238H206ZM259 235H258V238L260 239ZM255 236H256V233H255ZM111 237L112 236H110V239H111ZM164 237H166V236H164ZM70 239H72V238H70ZM100 239H102V238H100ZM164 239H166V241L167 240L170 241V238H164ZM174 239L177 243L178 240H176V239H178V238H174ZM96 240L98 241V239H96ZM208 240L209 239H207L206 241H208ZM243 241H244V239H243ZM248 241H247V243H248ZM259 241L260 240H258L257 242H259ZM167 242L163 241V244L164 243L167 244ZM221 242H223V241H221ZM79 243H81V242H79ZM79 243H78V245H79ZM91 243H92V241H91ZM168 244H170V243H168ZM173 244H175L174 241H173ZM208 244L206 245V247L208 246ZM249 244H251V243H249ZM176 245H178V244H176ZM251 245H253V244H251ZM10 246H11V244H10ZM98 248H100V247H98ZM241 248H242V246H241ZM78 249H79V247H78ZM235 249H237V248L233 247V251L237 252ZM29 250H30V248H29ZM95 250H97V249H95ZM178 252L180 254V251H178ZM16 254H17V252H16ZM18 255H20V253H18ZM176 256H178V255H176ZM183 256H184V254H183ZM5 257H7V256H5ZM190 257H188V258H190ZM13 259H14V257H13ZM186 259L187 258H185L184 260H186ZM8 262H10V261H8ZM11 262H12V260H11Z\"/></svg>","mask_w":264,"mask_h":264}]
</instances>
